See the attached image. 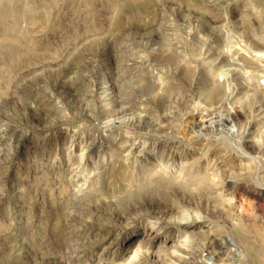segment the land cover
Wrapping results in <instances>:
<instances>
[{
  "label": "rangeland",
  "instance_id": "1",
  "mask_svg": "<svg viewBox=\"0 0 264 264\" xmlns=\"http://www.w3.org/2000/svg\"><path fill=\"white\" fill-rule=\"evenodd\" d=\"M263 43L264 0H0V264H262Z\"/></svg>",
  "mask_w": 264,
  "mask_h": 264
},
{
  "label": "bare ground",
  "instance_id": "2",
  "mask_svg": "<svg viewBox=\"0 0 264 264\" xmlns=\"http://www.w3.org/2000/svg\"><path fill=\"white\" fill-rule=\"evenodd\" d=\"M195 1V0H194ZM207 4H208V2H207ZM210 5V4H209ZM259 14V13H258ZM228 26V25H227ZM223 27V26H222ZM231 33V32H230ZM229 34V33H228ZM262 36V35H261ZM261 38V37H260ZM259 38V39H260ZM239 39V38H238ZM257 42V41H256ZM259 42V41H258ZM229 44H230V42H229ZM264 44V43H263ZM250 47V46H249ZM248 46H247V48H246V50H245V52L246 51H248L249 53H254V55H252L254 58H256V60H253V61H255L256 63H258V62H262V58H264V51H260L259 53H256L255 51L256 50H253L251 47L249 48ZM228 49V48H227ZM250 49V50H249ZM231 50V49H230ZM240 50V49H239ZM241 50H242V52H243V48H241ZM229 51V50H228ZM227 51V52H228ZM249 53H247L246 52V54H249ZM233 55H234V53H233ZM238 55V54H237ZM250 55V54H249ZM239 56V55H238ZM251 56V55H250ZM234 57V56H233ZM228 58H230V57H228ZM242 59H246L247 60V57L245 56V57H243L242 56ZM240 60V59H239ZM245 61V60H244ZM250 61V60H249ZM258 61V62H257ZM238 62V61H237ZM251 62V61H250ZM246 63V62H245ZM254 64V63H253ZM260 64V63H259ZM246 65H247V63H246ZM246 65H244V66H246ZM261 66V65H260ZM247 73V72H246ZM245 73V74H246ZM237 74V73H236ZM223 77V76H222ZM258 77V76H257ZM250 79V78H249ZM224 96V95H223ZM229 96V95H228ZM257 97V96H256ZM225 98V97H224ZM227 99V98H226ZM224 101V100H223ZM223 106V105H222ZM263 108V107H262ZM209 111H211V110H209ZM216 111V110H215ZM217 113V112H216ZM125 115V114H124ZM224 116V115H223ZM223 116H222V114H218V115H215V116H213L212 115V117L213 118H215V119H219L220 121L221 120H223L224 118H223ZM223 118V119H222ZM235 118V120H237V116H235L234 117ZM224 120H226V121H230V120H232L230 117H227V118H225ZM214 122V121H213ZM216 122V121H215ZM132 125V124H131ZM198 125V124H197ZM220 125H222L221 123H220ZM127 129V128H126ZM132 129V128H131ZM218 129V128H217ZM192 130V129H191ZM221 130V129H220ZM198 131V130H197ZM224 131V130H223ZM194 133V132H193ZM218 133H220V132H218ZM202 134V133H201ZM206 134V133H205ZM228 134V133H227ZM193 136V135H192ZM166 137V136H165ZM219 137H220V135H219ZM223 137V136H222ZM196 138V137H195ZM224 142V141H223ZM230 145H232V144H230ZM231 148V147H230ZM232 149V148H231ZM234 150H236V149H234ZM130 151V150H129ZM127 152V151H126ZM234 152V151H233ZM237 152V151H236ZM240 153V152H239ZM259 153V152H258ZM236 154V153H235ZM237 155V154H236ZM242 155V154H241ZM240 155V156H241ZM226 158V157H225ZM232 175V174H231ZM236 175H238V174H236ZM236 175H232L231 177H232V179L231 180H228V181H226V183H235V182H237V176ZM255 175V177H256V179H257V181H256V184L257 185H259V186H264V172H263V174L262 175H260V174H258V172L257 173H255L254 174ZM220 177V176H219ZM236 178V179H235ZM240 179V178H239ZM222 181V180H221ZM240 181V180H239ZM223 183V182H222ZM251 183V182H250ZM249 183V184H250ZM225 185V184H224ZM218 186H220V187H222V185H218ZM253 186V185H252ZM224 187V186H223ZM230 188H233V187H230ZM219 190V189H218ZM225 190V189H224ZM222 192V191H221ZM220 192V193H221ZM226 192V191H225ZM216 193H217V191H216ZM219 193V192H218ZM231 194H232V192H231ZM217 195V194H216ZM223 195V194H222ZM225 195V194H224ZM221 196V195H220ZM223 197V196H222ZM226 197V196H225ZM232 197V196H231ZM255 198V200H256V202H257V206H256V211L258 212V213H261V216L262 215H264V214H262L263 212H264V205H262L261 203H262V197H260V196H254ZM221 198V197H220ZM228 198V197H227ZM230 198V197H229ZM219 201V200H218ZM230 201H232V200H230ZM229 201V202H230ZM228 202V199H226V200H224L223 201V204L226 206V205H228V207L229 208H233V206L231 205V203H229ZM221 205H222V203H221ZM224 211H225V209H224ZM226 212V211H225ZM232 212V211H231ZM228 213V212H227ZM228 214H230V213H228ZM184 216V215H183ZM200 216V215H199ZM229 216V215H228ZM231 217V216H230ZM187 218V217H186ZM235 218V217H234ZM180 219V218H179ZM201 219V218H200ZM181 220V219H180ZM204 220H207V219H204ZM256 220V219H255ZM179 221V220H178ZM258 221V220H257ZM213 222V221H212ZM226 222V221H225ZM229 224V229L230 230H235V229H237V225H238V222H237V217L235 218V219H233L232 218V220L231 221H229L228 222ZM256 223V222H255ZM211 224H213L214 225V223H211ZM211 224H209V225H211ZM208 225V224H207ZM224 225H226V223L224 224ZM154 227V226H153ZM213 227V226H212ZM256 228L258 229V226H256ZM262 228V227H261ZM228 229V230H229ZM249 228H247L246 230H248ZM156 230H157V228H156ZM203 230V229H202ZM245 230V229H244ZM262 230V229H261ZM264 230V229H263ZM249 231V230H248ZM186 232V231H185ZM208 232L210 233V231L208 230ZM228 232V231H227ZM230 232V231H229ZM228 232V233H229ZM239 232V231H238ZM257 232V231H256ZM251 233V232H250ZM169 234V233H168ZM244 234V233H243ZM242 234V236H243V239H244V235ZM252 234H254V233H252ZM263 234H264V231H263ZM150 235H153L152 236V238H154V239H156L157 237H158V235L156 234V233H151ZM185 235V234H184ZM186 235H187V233H186ZM228 235H230V234H228ZM241 235V234H240ZM239 235V236H240ZM246 235V234H245ZM190 235H188V237H189ZM250 236V235H249ZM253 236V235H252ZM251 236V237H252ZM264 236V235H263ZM146 237H148V236H146ZM187 237V238H188ZM194 237H196V236H194ZM194 237H189V238H194ZM207 237V236H206ZM237 237V236H236ZM251 237H248V239H250ZM185 238H186V236H185ZM186 238V239H187ZM225 238V237H224ZM246 238L247 237H245V241H246ZM253 238V237H252ZM175 239V238H174ZM182 239V238H181ZM186 239H185V242H186ZM206 239V238H205ZM212 239V238H211ZM216 239V238H215ZM239 239V238H238ZM241 239V238H240ZM242 239V240H243ZM258 239H259V236H258ZM190 240V239H189ZM192 240V239H191ZM224 240V239H223ZM241 240V241H242ZM256 240V239H255ZM213 241H215L214 239H213ZM217 241H218V239H217ZM222 241V239L220 240V242ZM184 242V243H185ZM192 242V241H191ZM260 242V241H259ZM258 242V243H259ZM147 243V242H146ZM178 243V242H177ZM187 243V242H186ZM190 243V242H189ZM207 243H209V242H207ZM218 243V242H217ZM216 243V244H217ZM228 243L230 244V246H232L233 248H234V251L236 252L235 254H233V260H234V258L236 257V262H238V264H246V262H247V255H246V253H245V251H244V249H243V247L241 246V244H239L238 242H236V239H234L233 237H231V235H230V238H229V240H228ZM244 243V242H243ZM215 244V245H216ZM224 244V243H223ZM255 244H257V243H255ZM254 244V245H255ZM178 245V244H177ZM185 245V244H184ZM259 245V244H258ZM229 246V245H228ZM244 246V245H243ZM260 247H262L261 245H259ZM136 247V246H135ZM140 247V246H139ZM137 248V247H136ZM165 248V247H164ZM204 248V247H203ZM222 248V247H221ZM248 249H249V247H248ZM138 250V249H137ZM210 250V249H209ZM231 250V249H230ZM262 250H263V248H262ZM208 251V250H207ZM218 251V250H217ZM233 251V252H234ZM142 253V252H141ZM259 253V252H258ZM260 253H261V251H260ZM216 255V254H215ZM224 256V255H223ZM260 256H261V254H260ZM145 257V256H144ZM232 258H230V260L232 259ZM263 258V257H262ZM150 259V258H149ZM208 259V263L210 262L211 264H215L216 263V260H215V257H214V255L212 254V253H209V257L207 258ZM227 259V258H226ZM264 259V258H263ZM100 261V260H99ZM150 261V260H149ZM220 261V260H219ZM235 262V261H234ZM235 262V263H236ZM221 263V262H220ZM264 262H262V264H263ZM217 264V263H216Z\"/></svg>",
  "mask_w": 264,
  "mask_h": 264
}]
</instances>
